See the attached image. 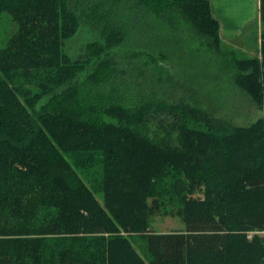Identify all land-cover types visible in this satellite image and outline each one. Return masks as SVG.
I'll list each match as a JSON object with an SVG mask.
<instances>
[{"label": "trees", "instance_id": "obj_1", "mask_svg": "<svg viewBox=\"0 0 264 264\" xmlns=\"http://www.w3.org/2000/svg\"><path fill=\"white\" fill-rule=\"evenodd\" d=\"M2 12L17 28L0 48V264H263L249 232L264 228V0L259 49L232 62L263 112L237 125L155 88L123 96L124 70L105 57L128 17L170 24L173 55L179 22L218 48L209 0H0ZM91 15L105 41L73 58L65 42ZM132 52L145 80L149 62ZM173 202L185 227L150 229Z\"/></svg>", "mask_w": 264, "mask_h": 264}, {"label": "rangeland", "instance_id": "obj_2", "mask_svg": "<svg viewBox=\"0 0 264 264\" xmlns=\"http://www.w3.org/2000/svg\"><path fill=\"white\" fill-rule=\"evenodd\" d=\"M212 1L220 2L221 15L234 20L235 24L240 22L242 28L239 29V35L237 34L235 37L224 36L218 48L210 46L206 39L203 36L200 37L201 35L197 34L196 29L190 24L179 22L176 30H169L170 34L173 32V36L177 37L178 41L175 45L170 44L173 49L178 51L173 55L170 46H165L169 43L165 41L166 36L167 38L171 37L173 41L172 36H168V32H166V29L170 28V24L160 21L158 25H154L153 22L150 24V22L142 21L140 28H136V22L127 18L124 24L128 28V33L124 41L121 45L108 49L105 56L109 63L115 57V60L118 61V68L124 70L123 74H119L121 78L126 79L123 96L130 94L133 89H139L144 95L155 88L157 96H161L162 92L164 100L187 101L198 105L214 116L227 118L236 125L248 124L262 114V109L257 107L232 79L235 72L232 63L234 58L252 57L259 49L260 25L258 18H255L249 0H244L246 8L241 18L238 14L241 10L236 9L234 0ZM91 17L82 20L75 35L65 42L63 48L73 58L86 55L88 43L105 41L100 34V26L98 27L94 22L92 15ZM150 17L154 19L152 16ZM245 17L248 18L246 22ZM176 20L178 19L174 17V21ZM16 28L17 23L11 14L2 12L0 15V48L6 45L8 37ZM155 34L159 36V40L165 41L160 42V46L157 45L160 43L156 42ZM136 47L139 49H135ZM134 50L141 51V53L139 52L140 57L136 59V64L144 63L145 60L149 62V67L145 68L147 77L145 80L135 73V67L132 66L135 64L131 62L135 56L132 52ZM147 56L157 58V63L156 61L155 63L150 62ZM125 62L129 63L130 67H127ZM117 64L116 66H118ZM92 67L93 65H89L87 70H91ZM140 69L137 66V70ZM84 73L80 74L81 78L84 77ZM2 77L0 73V78ZM152 78H155L156 82H152ZM163 92L168 95L165 96ZM135 97L136 95L130 100L135 102L138 99ZM164 113L165 116H168L166 112ZM95 196L100 202L102 201L101 192H95ZM150 218L149 227L155 232L173 231L185 227L177 213L176 202L167 204L162 208V211L152 214ZM132 241L142 257H145L141 251V239L135 236ZM145 260L148 262L147 259Z\"/></svg>", "mask_w": 264, "mask_h": 264}, {"label": "crops", "instance_id": "obj_3", "mask_svg": "<svg viewBox=\"0 0 264 264\" xmlns=\"http://www.w3.org/2000/svg\"><path fill=\"white\" fill-rule=\"evenodd\" d=\"M249 1H250L251 9L254 12L255 18L256 17L258 18V24H259V0H249ZM209 3H210L212 14L214 15V17L219 22V33H220L221 39L224 36H226V37H235V36H237V34L239 33V29L241 28L240 22L238 24H235L234 20L230 19L229 17L222 16L221 15V9H220V2L209 0ZM234 5L236 6V9L241 10V12L238 13L239 14V18H241V15L244 13V10L246 8L245 7V1L244 0H234ZM247 20H248V18L245 17V22ZM243 24H242V27L246 23L244 25ZM235 26H237V27H235Z\"/></svg>", "mask_w": 264, "mask_h": 264}, {"label": "built area", "instance_id": "obj_4", "mask_svg": "<svg viewBox=\"0 0 264 264\" xmlns=\"http://www.w3.org/2000/svg\"><path fill=\"white\" fill-rule=\"evenodd\" d=\"M254 233L261 235V237L263 238V244H264V228L262 230L250 231L249 236H251ZM263 264H264V262H263Z\"/></svg>", "mask_w": 264, "mask_h": 264}]
</instances>
